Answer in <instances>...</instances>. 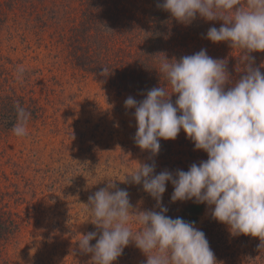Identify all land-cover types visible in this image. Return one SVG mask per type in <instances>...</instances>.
I'll list each match as a JSON object with an SVG mask.
<instances>
[{"label": "rangeland", "instance_id": "1", "mask_svg": "<svg viewBox=\"0 0 264 264\" xmlns=\"http://www.w3.org/2000/svg\"><path fill=\"white\" fill-rule=\"evenodd\" d=\"M38 4L43 8L40 17L18 6L8 11L0 30V54L7 70L0 78L26 99L38 97L46 109L41 118L26 124V136L0 129V200L23 220L7 250L11 264H92V254L78 248L80 235L97 232L98 239L102 231L85 206L90 195L114 183L127 190L134 209L159 211L142 184L128 177L138 163L154 162L158 174L187 171L208 157L195 150L183 130L175 140H161L155 156L141 150L134 142L135 109L124 103L134 96L84 73L65 49L66 33L79 17V0ZM149 10L143 7L146 15ZM173 191L167 183L162 205L168 209L166 215L175 218L194 201L172 202ZM204 206L196 227L205 233L206 225L207 234L214 228L219 231L209 243L218 264H264L258 237L232 235ZM132 230L139 231L140 225L132 222ZM146 259L130 241L113 264H146Z\"/></svg>", "mask_w": 264, "mask_h": 264}, {"label": "clouds", "instance_id": "2", "mask_svg": "<svg viewBox=\"0 0 264 264\" xmlns=\"http://www.w3.org/2000/svg\"><path fill=\"white\" fill-rule=\"evenodd\" d=\"M157 6L184 24H191L197 16L221 21L219 28L208 29L206 38L241 50L243 68L237 71L244 74L231 83L227 60L213 59L205 49L178 61L160 54L159 72L171 93L158 86L148 90L141 101L126 98L125 107L135 109L134 142L155 156L161 140H175L183 130L195 150L208 158L193 163L187 171L158 174L154 162L138 163L128 177L142 184L159 211L134 209L127 190L114 183L90 195L84 205L92 223L102 231L98 239L97 232L80 235L78 248L92 254V264H113L130 241L146 255V264H218L195 222L166 215L162 197L169 182L174 188L172 202L206 204L212 218L227 225L232 235L258 237L260 249L264 247V73L250 55L264 52V0H162ZM102 69L104 75L107 69ZM16 111L12 131L23 137L31 113L19 104ZM132 222L140 225L139 231L133 232ZM93 240L95 245H90Z\"/></svg>", "mask_w": 264, "mask_h": 264}, {"label": "trees", "instance_id": "3", "mask_svg": "<svg viewBox=\"0 0 264 264\" xmlns=\"http://www.w3.org/2000/svg\"><path fill=\"white\" fill-rule=\"evenodd\" d=\"M8 1H12V5H8ZM40 1L44 0H0V30L7 21L8 11L18 6L40 17L43 10L39 7ZM159 3L162 0H79L78 20L68 29L64 41L68 56L84 73L119 93L132 94L138 101L144 99L148 90L158 86L166 87L171 93L170 84L159 72L163 60L160 54L169 61H178L205 49L213 59L227 60L231 83L242 77L243 71H237L243 68L239 61L241 50L232 49L227 42L212 43L206 38L208 29L219 28L221 21L210 22L197 16L191 24H184L159 8ZM145 5L150 9L148 15L143 11ZM250 55L255 58L254 66L264 73V52ZM102 68L107 69L104 75ZM6 71L0 54V75ZM176 98L175 95L171 97L173 104ZM17 104L31 113L27 123L41 118L46 111L38 97L26 99L0 78L1 130L10 131L17 123ZM168 144L171 145V141ZM204 212V204L192 202L175 218L195 222L196 226ZM22 223L9 204L0 200V264H11L7 247L16 239ZM203 228L212 244L219 231L214 228L207 234L206 225Z\"/></svg>", "mask_w": 264, "mask_h": 264}]
</instances>
